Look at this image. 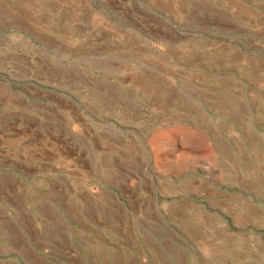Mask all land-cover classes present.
I'll return each instance as SVG.
<instances>
[{
	"label": "rangeland",
	"instance_id": "1",
	"mask_svg": "<svg viewBox=\"0 0 264 264\" xmlns=\"http://www.w3.org/2000/svg\"><path fill=\"white\" fill-rule=\"evenodd\" d=\"M0 264H264V0H0Z\"/></svg>",
	"mask_w": 264,
	"mask_h": 264
}]
</instances>
